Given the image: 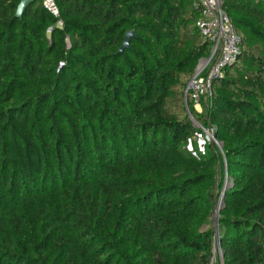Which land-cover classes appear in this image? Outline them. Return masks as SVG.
I'll use <instances>...</instances> for the list:
<instances>
[{
	"label": "trees",
	"instance_id": "obj_1",
	"mask_svg": "<svg viewBox=\"0 0 264 264\" xmlns=\"http://www.w3.org/2000/svg\"><path fill=\"white\" fill-rule=\"evenodd\" d=\"M21 1L0 0V264H211L215 245L264 264V0H220L239 54L201 113L193 0H54L58 17L34 0L17 18Z\"/></svg>",
	"mask_w": 264,
	"mask_h": 264
},
{
	"label": "built area",
	"instance_id": "obj_2",
	"mask_svg": "<svg viewBox=\"0 0 264 264\" xmlns=\"http://www.w3.org/2000/svg\"><path fill=\"white\" fill-rule=\"evenodd\" d=\"M40 2L48 13L58 17V9L54 0H40ZM192 7L200 13L195 26L210 45L209 56L198 61L194 75L185 88V94L190 96L194 110L201 113L196 108L202 109L201 104L210 97L212 83L221 79L224 70L236 60L239 54L240 39L222 12L220 0H193ZM204 132L212 134V130H204ZM217 251L218 257L216 258ZM212 253L211 264L217 262L222 264L218 245H215Z\"/></svg>",
	"mask_w": 264,
	"mask_h": 264
},
{
	"label": "rangeland",
	"instance_id": "obj_3",
	"mask_svg": "<svg viewBox=\"0 0 264 264\" xmlns=\"http://www.w3.org/2000/svg\"><path fill=\"white\" fill-rule=\"evenodd\" d=\"M197 111H200L202 112V109H200L199 107L196 108ZM194 124V127L197 128V126ZM212 134L211 133H206L203 131V135L200 136V135H195V136H192V138H190L186 144L182 147V149L188 153V154H191L192 156H195V155H204L205 152H206V147L209 143H211L213 140H212ZM216 146L220 147L219 143H215ZM226 182H224V186L228 185V179L226 178L225 179ZM226 183V184H225ZM216 258L218 257V251L216 252Z\"/></svg>",
	"mask_w": 264,
	"mask_h": 264
},
{
	"label": "water",
	"instance_id": "obj_4",
	"mask_svg": "<svg viewBox=\"0 0 264 264\" xmlns=\"http://www.w3.org/2000/svg\"><path fill=\"white\" fill-rule=\"evenodd\" d=\"M33 2H34V0H22V1L19 3V5H18V7H17V9H16L15 16H16L17 18H20L21 15H22V13H23L24 10L26 9V7H27L29 4L33 3ZM133 37H134V33H133V32H127V33L125 34L124 39H123V41H122V43H121V46H120V48H119L118 53H122L124 50H126L127 48H129V41H130V39L133 38ZM219 203H220V202H219ZM217 211H218V210H217Z\"/></svg>",
	"mask_w": 264,
	"mask_h": 264
}]
</instances>
